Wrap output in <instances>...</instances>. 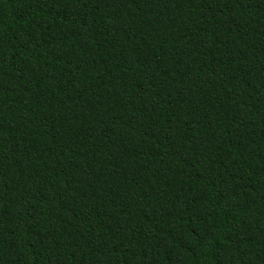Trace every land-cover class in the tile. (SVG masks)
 <instances>
[{
	"label": "trees",
	"instance_id": "obj_1",
	"mask_svg": "<svg viewBox=\"0 0 264 264\" xmlns=\"http://www.w3.org/2000/svg\"><path fill=\"white\" fill-rule=\"evenodd\" d=\"M0 264H264V0H0Z\"/></svg>",
	"mask_w": 264,
	"mask_h": 264
}]
</instances>
